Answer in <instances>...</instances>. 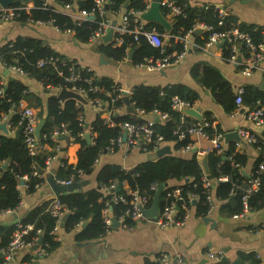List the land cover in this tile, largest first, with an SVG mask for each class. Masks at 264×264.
I'll return each instance as SVG.
<instances>
[{"label": "trees", "instance_id": "trees-1", "mask_svg": "<svg viewBox=\"0 0 264 264\" xmlns=\"http://www.w3.org/2000/svg\"><path fill=\"white\" fill-rule=\"evenodd\" d=\"M68 2L69 0H59ZM184 2V0H179ZM39 2V0H36ZM18 3V2H15ZM126 3L125 10L144 9L146 0H113L108 6V11L123 7ZM93 6V0H82L80 8L90 9ZM107 11V12H108ZM27 18L49 20L54 19V25L59 30L71 29L74 37L80 42H87L90 34L96 27L95 21L84 20L80 24L75 23L72 18L64 13L52 10H33L29 15L23 14L19 20L26 22ZM194 23H204L213 26L216 29H225L237 25L241 30L250 34L254 44L264 41V29L262 26L247 24L238 20L233 15L226 13L224 16L218 14L217 8L212 4H204L202 6H189L186 4L184 8V16L174 18L173 24L169 31L171 34L182 35L191 30ZM147 27L154 26L160 33H165L163 26L157 23H146ZM206 32L201 36L198 35L197 42L202 44ZM122 42L113 45L111 42L98 45V50L106 56L120 60L125 57L126 47L130 46L131 63L133 65L144 63L148 57H159V49L152 46L145 37L141 36L138 41H133L131 35H121ZM168 43L174 42L172 35L167 40ZM177 51L182 49V44L177 43L175 47ZM245 51V48H243ZM172 48L166 45L164 53H170ZM229 55L226 45L223 47V56ZM49 56L63 57L55 53L49 46L41 40L34 38H17L16 40H8L0 46V62L4 69L16 64L24 69L27 76L36 78L43 82V85L52 87H70L75 84L77 87L86 88L88 82L86 79L92 77L91 84L98 86L100 90L86 91L85 101L79 102L74 98H67L61 101L56 95V89L48 96L45 107L38 112V118H45L44 126L39 135L41 144L48 143L54 145L51 138L53 130L59 132L68 131L72 141L77 144L76 161L68 162L62 159L60 165L55 169L54 176L57 180L68 179L74 175L76 178L77 171L80 170L85 178H89V183L80 188L64 191L55 198L35 205L25 216L18 222L23 226L31 225L25 237L33 239L42 235L40 248L44 249L45 254L54 250L59 241L56 234L52 232L56 218L53 216L51 209L53 201L58 199L67 209L69 215L63 222L65 231H74V239L78 242L94 240L105 233L102 222V209L105 200L110 197L106 193L103 186L111 181H116L120 185L119 193H125L123 182L131 189H138L141 193H147L153 197L154 193L150 190V185L156 183L163 185L159 194V208L165 203L164 196L166 192L175 186H180L183 191L193 192L196 197L193 200V208L196 214L202 216L208 211V203L206 200L209 190L203 184V177L206 176L210 181V190L212 196L224 201L222 207H228L225 201L234 200L235 207L230 210V214L239 213L242 210L241 197L246 188L250 185V180L254 177L259 178V185L256 190H252L248 196V204L251 210L259 209L264 205V171L256 173L259 162L264 158L259 156L254 162V167L249 177L242 172V167L246 163V156L235 150L234 144L229 143L218 153L215 149L211 150L207 155V166L210 177L205 175L200 159L196 153L192 152L188 156L177 154L183 146L192 140L187 135L186 130L195 120L189 116L183 115L181 111L172 108L173 97H179L186 101L189 105L194 106L197 94L187 85L182 83H171L164 86H149L146 84H136L133 86L130 94V101L134 108L142 110L144 115L139 113H121L115 117H111L110 124L105 118L100 116L102 110L120 109L124 106L122 99L111 101L112 97L105 94L111 90L113 80L108 77H97L91 70L81 67L73 60L67 59L64 66H61L63 74L67 75L68 65L75 63V71L79 78L74 82H69L56 73L54 65L43 64L39 66L37 61L41 58ZM11 73V71H9ZM7 73L2 75L0 71V120L6 117V124L9 127L10 134H0V165L8 161L7 166L0 171V211L13 210L20 201L18 184L23 179L27 191L32 192L44 181L37 170L46 168V158L53 152L45 153L39 151L35 155H30L27 151L22 133V125L19 124V102L23 98L29 99L30 104L40 106V99L32 93L26 94V86L22 80L16 76ZM191 74L196 77L200 75V83L211 89L214 99L222 106L225 112H231L236 108L235 91L232 84L226 80L219 70L211 65L204 63L197 64L191 70ZM242 106L253 107L258 99L264 101V89L257 86L246 84L243 86ZM90 99H101L98 114L91 122H85L82 111L86 106H90ZM245 105V106H244ZM156 109L159 112L167 113L166 120H159L153 124L155 133L161 134L164 141L171 143L174 150L173 153L164 155L154 160L144 159L130 169L122 168L114 162H101L95 167L94 161L110 146L111 140L123 134L120 127L122 122L142 123L152 116V111ZM113 111V110H112ZM183 116V118H181ZM203 119L208 122L204 130L212 136L217 129L213 127L212 117L208 112L203 114ZM87 123V124H86ZM20 130L19 136L16 137L14 132ZM185 131V136L178 137V133ZM88 132L91 136V142L87 143L83 134ZM60 135V134H59ZM58 135V136H59ZM57 139V138H56ZM150 145L146 148L150 150ZM116 150L117 146H113ZM221 176H226L227 180H217ZM129 197L128 195H126ZM152 200V199H151ZM179 203V202H177ZM128 204L119 202L112 204V213L114 215L122 214ZM180 214V211H178ZM88 220L86 225L81 223ZM127 226L135 223L134 218L125 217ZM17 222L10 226H0V247L7 244L10 235L17 227ZM40 233L37 236V230ZM44 254V255H45ZM239 264H259L261 260L254 253L240 254ZM27 261L31 257H26ZM213 264H233L225 256Z\"/></svg>", "mask_w": 264, "mask_h": 264}, {"label": "crops", "instance_id": "crops-1", "mask_svg": "<svg viewBox=\"0 0 264 264\" xmlns=\"http://www.w3.org/2000/svg\"><path fill=\"white\" fill-rule=\"evenodd\" d=\"M184 2L189 6H202L204 4L218 6L224 12L235 15L239 21L262 26L264 29V0H252L248 3H242L238 0H184ZM108 15L111 21L119 22L120 13L114 15L108 13ZM168 20L172 26L174 18H168ZM200 30V32L193 33L188 37L189 48L179 61L162 70H148L133 65L128 57L114 60L97 49L99 44L104 43L103 40L95 44L80 42L73 33L58 30L48 23H28L18 20L1 21L0 46L8 40H16L17 38L41 40L55 53L75 61L82 67L90 68L97 77L111 78L129 93H131L134 85L141 83L149 86H164L171 83L187 85L197 94L195 107H200L202 116L205 112L210 114L212 126L218 129L216 131L225 134L228 131H238L240 128L247 127L255 133L256 143L247 142L244 139L241 143L234 138L226 140L225 137L223 138L224 147L233 143L235 150L246 156V163L242 167V172L249 177L256 159L259 156L264 158V126L259 127L246 122L240 110L237 113L225 112L214 99L211 89L200 83V75L194 77L191 70L195 65L204 63L216 67L220 74L232 84L233 91L236 90L237 86L246 84L260 88L261 83L264 82V61L250 75H241L239 65L229 62L223 56V44L216 43L207 48L199 47L198 35L201 36L204 33V30L201 28ZM169 31L165 30V33H162V38L166 45L172 48L171 52H176L175 47L179 42L180 35L171 34L174 42L168 43L167 40L171 36ZM241 51L243 50L241 49ZM239 58V61L243 59L242 52ZM4 70L0 62L1 74L4 76L10 73L8 71L4 74ZM10 74L23 81L27 89L26 94L32 93L40 99L42 103L40 106L30 104L27 98L22 99L38 114L42 107H45L46 100L53 89L45 88L36 78L22 76L16 72ZM98 112L97 108L86 106L81 113L85 122L89 123ZM115 113H128L125 102L124 106L118 110L112 112L108 109L102 110L99 114L111 124L110 119L115 117ZM146 116L151 118L149 115ZM10 132L8 133L10 134ZM12 132H14L13 134L16 133V131ZM0 134H4V132L0 130ZM210 137V135L192 134L190 139L194 149L205 150L208 154L213 150ZM58 143V150H54L51 144H43L42 152L57 151L56 158L49 163L44 173L41 174L45 178L44 181L32 192L27 191L25 182L23 184L19 182L20 201L15 209L0 211V226L7 227L15 224L27 214L29 209L57 196L48 184L46 175L51 173L54 176L55 169L60 165L62 159L75 162L77 151V144L72 141L69 134L67 139L58 137ZM165 145L170 146L172 153L174 152L171 143L163 142L162 146ZM144 147L142 141L130 148L121 143L113 152L102 153L97 158L95 167H98L101 162L109 161L131 170L137 163L146 159L147 154L151 152ZM176 153L188 156L191 152L179 150ZM55 180L57 179L55 178ZM124 188L128 189L129 187L124 186ZM213 200V210L200 216L195 213L193 208L187 222L181 227L162 228L155 221L136 220L132 226H111L108 231L94 240L78 242L74 239V231H65L63 224L62 226L60 224L58 232L55 233L59 244L54 250L41 256L36 253V250L26 248L18 251L12 261L4 264H32V262H35L34 264H154L160 253H166L172 257L180 255L184 264H211L206 255L207 250H220L232 262L239 259L240 254L254 253L264 264V232H257L256 230L259 224L264 223V205L249 212L248 215L235 216V214H230V210L235 207L234 200L225 201L228 203V207L222 208L221 204L224 201H219L214 197ZM204 217H209L210 220L206 221ZM27 256L31 257L30 261L26 260ZM170 264L179 263L173 260Z\"/></svg>", "mask_w": 264, "mask_h": 264}, {"label": "built area", "instance_id": "built-area-1", "mask_svg": "<svg viewBox=\"0 0 264 264\" xmlns=\"http://www.w3.org/2000/svg\"><path fill=\"white\" fill-rule=\"evenodd\" d=\"M79 0H69L68 2H63L59 0H28V1H15L12 4L4 7L0 4V22L1 21H10V20H19V18L23 14H30L33 10H52L56 12L64 13L72 18L75 23L80 24L84 20H90L96 22V27L90 34L88 41L86 43L95 44L102 40V37L108 32L110 28H113V34L110 41L113 45H116L119 42H122L121 35H131L133 41H138V39L143 36L146 40L154 47L158 48L160 53H163L162 56L159 57H148L144 63L136 64V66L144 67L148 70H162L167 68L175 63H177L180 57L187 51L189 48L188 45V37L191 36L195 29L201 28L206 32L204 37V42L202 44H198L199 47L207 48L213 44L221 43L223 47L226 45L228 49L229 55L225 58L229 62L239 65V73L244 76L250 75L253 70L258 68L259 64L264 61V41L254 44L251 36L248 32L241 30L237 25L231 26L225 29H216L211 25L204 23H194L191 30L185 32L180 35L179 42L182 44V49L176 52L164 53L166 42H164L162 38V33H160L154 26L147 27L146 20L143 19L142 14L149 8L150 4L153 0H146L145 8L140 9H129L125 10L126 3L123 7H119L118 9H113L108 11V6L113 0H93V6L90 9L80 8L78 4ZM160 8L163 15L168 18H175L177 16H184V8L186 6L185 3L180 2L179 0H160ZM107 6V7H106ZM217 8L218 14L222 17L226 14L220 7L215 6ZM108 11V12H107ZM118 14L120 13L119 22L112 25V21L108 15ZM93 15V19H89V16ZM26 22L28 23H48L53 25L54 28L58 29L56 25H54V19L50 18L49 20H39L27 18ZM59 30V29H58ZM69 33H73V30L66 29L63 30ZM107 42V43H108ZM130 46L126 47L125 57H128ZM245 48V51L243 50ZM241 49L243 51H241ZM243 53V59L239 61V56ZM67 62V59L64 57H53L49 56L46 58H41L37 61L39 66L43 64H52L54 65L55 71L58 75L63 76V78L69 82H74L79 78L78 74L75 71V63L68 65V74L64 75L61 66H64ZM79 65V64H78ZM81 66V65H80ZM82 67V66H81ZM87 70H91L88 67H85ZM8 71L16 72L21 74L22 76H27V73L24 69H22L19 65L13 64L6 67ZM88 82V86L86 88L77 87L75 84L70 87H52L50 85H43L45 88L50 90L56 89V93L65 88L70 91L76 92L80 94L85 99L86 91H96L100 90L98 86L91 84L92 77L86 79ZM41 84L42 81L38 80ZM124 89L117 83L113 82L110 91H106L105 94L112 97L111 101L114 102L115 99H122L124 101V95L122 93ZM244 92L243 86H237L235 90V104L236 108L233 110L234 113H237L239 110L246 122L263 127L264 126V101L258 99L253 107L244 108L242 106V94ZM131 93H129L130 95ZM78 101V100H77ZM80 102V101H79ZM90 106L99 108L102 103L101 99H90ZM132 103V102H131ZM187 107H195L189 105L186 101L179 97H173L172 100V108L181 111L183 108ZM136 112L144 115L142 110L137 108ZM112 110H118L117 108L108 109V111L112 112ZM182 112V111H181ZM19 113L20 119L19 124L22 125V133L24 136V142L26 144L27 151L30 155H35L39 151L42 150L43 144L39 142V137L35 135V127L38 122L37 114L34 109L28 106L22 99L19 102ZM183 114V113H182ZM185 115V114H183ZM82 116V115H81ZM152 116L159 117V120H166L167 113L159 112L154 109L152 111ZM149 118L145 122L142 123H133V122H122L120 123V127L123 130V134L125 137L123 138V134L119 135L117 138L111 140L110 146L107 147V152H113V146H118L121 143L127 145L130 148L133 145H136L139 141H142L144 148L146 145H150V153L155 152L159 147L162 146V143L165 142L163 139V135L155 133L153 129L154 119ZM183 118V116L181 117ZM195 122L187 128L186 133L188 136L192 134H197L201 136H209L207 132L204 130V127L208 125V122L203 119L197 120L193 118ZM0 121H6V117H3ZM112 124V123H111ZM240 137L247 142H257V137L255 133L249 130V128H240L238 131ZM185 131L179 132L178 137L182 138L185 136ZM68 135V131L59 132L57 129L53 130L51 133V138L54 140L53 148L54 150L59 149L58 137L60 135ZM59 135V136H58ZM57 138V139H56ZM224 134L221 131H215V133L210 137V140L213 145V149H215L218 153L223 151ZM180 151L183 152H194L197 157L201 160L204 156L207 155L205 150L194 149L192 142L183 146ZM57 156V151L49 154L46 158V168L49 163L55 159ZM98 159L94 161V165L97 163ZM45 168V169H46ZM264 171V161L259 162L258 167L256 169V173H261ZM206 175V173H205ZM77 178L72 175L68 179L56 180L59 184H69L75 181H80L85 179L84 174L78 170L76 174ZM217 180H227L226 176H221ZM203 184L209 190L206 196V200L208 203V212L214 209V200L212 197V193L210 190V181L206 176L203 177ZM123 185L126 187L127 185L123 182ZM259 185V178L254 177L250 180V185L244 191V194L241 197L242 201V210L239 213H235V216H245L248 215L249 212L253 211L249 207L248 204V196L252 190H256ZM117 186L116 181H111L108 184L103 186V189L106 193L110 194V197L105 200L104 207L102 209V222L105 228V232L109 230L112 226V221L116 220L119 225L123 227H128L125 223V217L129 216L130 218H134L135 220H146L149 218L145 214V210L150 206L152 197L147 193H141L138 189H126L125 193H119L115 190ZM158 185L156 183H152L150 185V190L155 192ZM128 195L129 197H127ZM196 195L190 191H183L180 186H175L169 189L165 196V203L161 208L158 209V214L156 218V224L160 227H181L183 226L189 216L191 215L193 209V200ZM55 198V197H54ZM119 202L128 204V207L122 214L114 215L112 213V204H117ZM179 202V203H177ZM180 211V214H178ZM51 212L53 216L56 218V224L52 230L55 234L58 232V229L61 224L62 216L68 212V209L58 200L55 199L53 201ZM17 227L10 235V239L4 246L0 247V264H4L6 262H10L14 259L16 253L20 250L26 248H32L37 242L38 237L33 239H27L25 235L28 230L32 228L31 225L23 226L21 223L17 221ZM257 232H264V223L259 224L256 227ZM37 236L40 233V230L37 231ZM38 255H44V249L40 248L36 250ZM207 258L211 264L220 260L225 255L222 251H214L207 250L206 252ZM177 261L179 264H184V260L182 256L178 255L176 257H172L166 253H160L157 256V259L154 264H170L171 261ZM234 264V263H233ZM263 264V263H259Z\"/></svg>", "mask_w": 264, "mask_h": 264}, {"label": "water", "instance_id": "water-1", "mask_svg": "<svg viewBox=\"0 0 264 264\" xmlns=\"http://www.w3.org/2000/svg\"><path fill=\"white\" fill-rule=\"evenodd\" d=\"M15 1H21V0H0V4L2 6H4V7H6V6L12 4ZM22 1H28V0H22ZM159 1L160 0H153L152 3L150 4L149 8L142 14V17L146 21L160 24L161 26L164 27L165 30L169 31L170 28H171V23L163 15V13L161 11V8H160V2ZM238 1H240L242 3H248V2H250L252 0H238ZM78 4L81 5L82 4V0H79ZM93 18H94L93 15L89 16V19H93ZM115 23H116L115 21H112V25H114ZM200 31H201L200 28H197V29L194 30L193 33L196 34V33L200 32ZM112 34H113V28H110L108 30V32L102 37L103 42L107 43L108 41H110L111 38H112ZM131 55H132V53L130 52L129 55H128L129 59H131ZM238 59H240V58H238ZM7 72H8L7 69H5L3 71L4 74H6ZM260 88L264 89V82L261 83ZM122 93L124 95V102L126 104L127 112L135 114L136 113V109L134 108L133 104L130 101L129 91L124 89L122 91ZM56 95L61 101H64L67 98H74V99H76V100H78L80 102H84L85 101V99L80 94H78L76 92H73V91H70V90L65 89V88L59 90L56 93ZM181 111L186 116L195 118L197 120H200L202 118L201 109L198 106L183 108V109H181ZM116 115H118V113H115V116ZM153 119H154V122H158L159 121V117H157V116H155ZM44 123H45V118H43V117L39 118V120L37 122V125L35 127V135L37 137H39L40 132H41L43 126H44ZM0 130L3 131L4 133H7L9 131V129L7 127V124H6V121H0ZM19 133H20V130L19 129L16 130L15 136L18 137ZM59 137L67 139V135H65V134L60 135ZM83 137L85 138L87 143L91 142V136H90V134L88 132L84 133ZM124 137H125V134H123V138ZM224 137H225V140L228 139V138H234L235 140L243 143V140L240 137V135L238 134L237 130H232V131L226 132L224 134ZM171 153H172L171 147L168 146V145H165V146L159 147L155 152L147 154V158L146 159L154 160V159L160 158V157H162L164 155L171 154ZM7 163H8V161H5V162H3L0 165V171L7 166ZM201 164H202L204 172L207 174L208 177H210L209 169H208V166H207V157L206 156H204L201 159ZM37 171L40 174H43L45 170L44 169H38ZM131 171L133 172V169H131ZM46 179H47V182L50 185L51 189L53 190V192L56 195H59L60 193H62L64 191H70V190H74V189L80 188V187L85 186L86 184L89 183V179L85 178V179H82L80 181H75V182H72V183H69V184H59V183L56 182L53 174H51V173H48L46 175ZM19 182H20V184H23L24 180L20 179ZM163 187H164L163 185H158V187L156 188L155 193H154V195L152 197L150 206L145 210V214L147 215V217L149 218L150 221H156L157 214H158V209H159V194H160V191H161V189ZM120 189H121L120 185L117 184V186L115 187V190L116 191H120ZM68 215H69V212H66L62 216L61 226H62L63 222L66 220ZM204 220L208 221V220H210V218L209 217H206V218L204 217ZM87 222H88V220H84L81 223V225L84 226V225H86ZM118 225H119V223L116 220L112 221V226L116 227ZM41 242H42V235H40L38 237L36 244L34 246H32L31 249L32 250H37L39 245L41 244ZM34 263L35 262H32V264H34ZM233 263L234 264H239L240 263V259H235L233 261Z\"/></svg>", "mask_w": 264, "mask_h": 264}]
</instances>
